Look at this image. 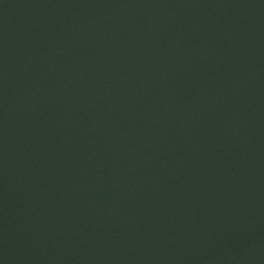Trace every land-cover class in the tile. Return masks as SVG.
<instances>
[{"label":"water","instance_id":"1","mask_svg":"<svg viewBox=\"0 0 264 264\" xmlns=\"http://www.w3.org/2000/svg\"><path fill=\"white\" fill-rule=\"evenodd\" d=\"M0 264H264V0H0Z\"/></svg>","mask_w":264,"mask_h":264}]
</instances>
